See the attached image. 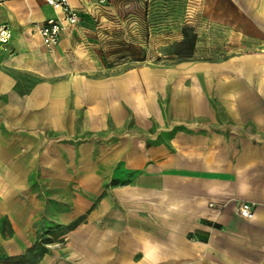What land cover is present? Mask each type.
<instances>
[{
  "label": "crops",
  "instance_id": "crops-1",
  "mask_svg": "<svg viewBox=\"0 0 264 264\" xmlns=\"http://www.w3.org/2000/svg\"><path fill=\"white\" fill-rule=\"evenodd\" d=\"M150 1L68 0L78 20L51 49L38 27L52 7L0 2L7 256L28 253L16 234L40 220L59 246L42 264H264V0H179L189 58L110 68L102 53H158L139 30Z\"/></svg>",
  "mask_w": 264,
  "mask_h": 264
},
{
  "label": "rangeland",
  "instance_id": "rangeland-1",
  "mask_svg": "<svg viewBox=\"0 0 264 264\" xmlns=\"http://www.w3.org/2000/svg\"><path fill=\"white\" fill-rule=\"evenodd\" d=\"M180 1L179 0H158V1H150L148 6L145 7V10L140 9V13L145 14L144 25H140L139 30L141 39L145 42H142V49H157L158 53H102V58L106 61L110 68L119 66L121 68L136 65V64H179L180 62L186 60H180L182 57L178 55V51L184 50V47L180 45V41L178 40L181 33V13H180ZM138 12V11H135ZM129 11L126 13L124 17V21L126 26L122 27L125 29L129 35L132 33L133 27L131 26L130 18L128 17ZM143 17V16H142ZM186 21V20H185ZM191 23V22H189ZM170 24V25H169ZM145 31V33H144ZM150 31V32H148ZM150 33V34H149ZM132 37V36H131ZM150 39V40H149ZM123 45V46H122ZM123 49L126 51H131L133 44L132 41L124 42L121 44ZM145 50V52H146ZM228 53H194L193 58L200 57H209L213 58L214 56H225ZM44 206L47 202H43ZM55 206V205H50ZM46 208V211L52 209ZM52 212V211H51ZM49 213V212H48ZM42 226L50 227L52 223H49L46 219H43ZM8 222L3 219L2 230L6 231V224ZM31 226V227H30ZM29 235L24 236V234L17 235L18 238L21 237L24 244H30L32 241L33 246L29 249L28 253L24 254L22 257L17 256H7L4 252H8V249L5 243L2 240L4 234L0 235V264H42L43 259L40 254L43 253L44 250H47V256L50 259H54L55 252L53 249L59 247L50 242L56 239V234L53 233H40V220H34L29 225ZM42 227V229L44 228ZM22 228H17L21 230ZM8 234V233H7ZM23 243V242H20ZM44 243L48 246L45 249ZM15 251V250H14ZM18 252V251H15ZM49 254V255H48ZM41 256V257H40ZM6 257V259H5Z\"/></svg>",
  "mask_w": 264,
  "mask_h": 264
},
{
  "label": "built area",
  "instance_id": "built-area-1",
  "mask_svg": "<svg viewBox=\"0 0 264 264\" xmlns=\"http://www.w3.org/2000/svg\"><path fill=\"white\" fill-rule=\"evenodd\" d=\"M4 1V0H0ZM47 5L56 12L55 16L45 19L38 27V33L42 44L51 49L59 40L60 32L68 24H74L78 20L77 12L70 6L68 0H44ZM104 3L106 0H95ZM11 38V29L7 23H0V48L6 49ZM235 211L241 217L250 219L254 215L253 205L249 202H238Z\"/></svg>",
  "mask_w": 264,
  "mask_h": 264
},
{
  "label": "trees",
  "instance_id": "trees-1",
  "mask_svg": "<svg viewBox=\"0 0 264 264\" xmlns=\"http://www.w3.org/2000/svg\"><path fill=\"white\" fill-rule=\"evenodd\" d=\"M181 30L183 34V39L180 41L179 44L184 47V50L178 51L176 53H178V55L182 57L180 60H184L192 55V53L190 52L192 51L195 44V34L191 32V28L189 26H183ZM23 255H19L17 257H22Z\"/></svg>",
  "mask_w": 264,
  "mask_h": 264
}]
</instances>
